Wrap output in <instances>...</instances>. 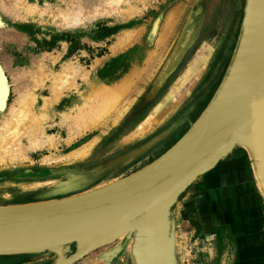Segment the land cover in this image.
Returning <instances> with one entry per match:
<instances>
[{
  "label": "rangeland",
  "instance_id": "1",
  "mask_svg": "<svg viewBox=\"0 0 264 264\" xmlns=\"http://www.w3.org/2000/svg\"><path fill=\"white\" fill-rule=\"evenodd\" d=\"M65 1L0 0V32L2 33L0 63L3 64L4 60H7L11 64V68L8 66L3 67V74L8 83V94L0 113L5 111L15 98L11 81L14 77L18 78L17 86L20 87L22 77L25 75L24 72L29 70L30 66H33L36 56H39L43 66L45 65L44 70L46 71L48 69L55 71L62 61L68 60L79 65L80 69L87 70L97 57L108 55L114 41L129 28L125 20L115 16H98L75 26L68 24V21L64 20L63 22L62 19L64 18L61 15L64 14L63 12L67 13V7H73L69 11H75L78 8V3H75V6L74 4L69 5V3H74V0ZM101 1L104 0H83L84 4L88 2L91 6L92 3L98 4ZM131 3L139 7V9H136L146 25L141 40L136 47H153L162 19L171 7L178 4L181 7V12L175 18L174 36L162 49L157 48L160 51L161 59L154 64L155 66L146 83H143L140 94L133 100L128 110L123 113L120 120L99 136L98 141L85 158L80 160L60 159L61 161L57 160L56 163L46 164L48 171L39 170L36 175L46 177L47 183L42 182L36 190L28 191L26 193L28 197H38L39 194L45 192V189L56 188L61 184V181L47 177L46 173H51L52 170L86 167L101 159H119L121 164L119 172L84 190L88 191L123 178L140 169L160 156L163 151L165 152L187 131L208 105L225 76L240 33L244 0H228L227 4L222 5L221 0H142V2L141 0L140 2L139 0H133ZM62 9L66 10L63 11ZM189 19L194 20L198 31L186 43L185 48L178 49L176 59H173L165 67L175 46L181 40L184 29L188 27ZM155 22L158 25L156 30H154ZM205 28L209 29L206 31ZM129 34L132 42L137 43L136 32L133 31ZM222 45H224L223 48ZM201 50H209L206 66L177 106L144 135L123 142L121 135L126 131L123 134L125 135L142 119L154 102L168 90L182 71L186 69L192 57ZM220 51L221 54H219ZM210 70L213 72L214 82L212 81L207 91L201 94V90L206 85L205 77L208 72H211ZM77 82L81 83L82 80L78 78ZM41 92L43 95L49 93L47 89H43ZM70 94V90L65 92L56 102L54 108H61ZM196 96L198 97L195 100ZM190 107L193 110L187 114L186 111ZM177 121L182 123L181 127L167 138L169 129ZM68 123V119L65 122L58 118L52 125H46V129L44 128L46 133L55 135V148L48 149L45 147L40 150H28V159L19 163L0 166V170L19 166L25 167V165L39 166L38 164H43L41 158L44 155H65L73 146L89 141L98 134L94 132L85 137H74V139L71 138L70 141H67L69 137L68 125L65 124ZM127 123L128 125L125 126ZM163 140L165 144L157 146ZM24 144H26L25 140ZM238 161L243 165L244 172H246L245 182H249L254 186V178L246 153L243 150L234 149L225 158L218 161L212 169L196 177L178 195L176 202L170 207L174 219V242L172 245L174 261L172 264H248L247 260L251 256L246 252L248 247L246 242L243 243L239 238L241 228L232 224V226L235 225L233 228L235 230L234 235H227L224 223L213 215L211 204L208 202V199L212 201L213 197L211 186L214 183L210 181L215 168L218 164L237 163ZM14 189L15 187L6 183L2 187L0 186V204L10 200L9 198L15 193ZM255 189L256 192L259 191L256 186ZM259 198L257 208L261 216V224L259 226L255 221L252 231L258 235L255 241L258 253L255 254V257L256 260L260 261H256V264H264V202L261 195H259ZM126 244L127 237H120L110 244L87 253L72 264H88L93 256L102 253L106 257L104 264H114L113 259L116 257L117 264H134L126 250ZM62 254L65 256V251ZM29 256H33V259H28ZM56 258L57 255L50 252L0 255V264H53Z\"/></svg>",
  "mask_w": 264,
  "mask_h": 264
},
{
  "label": "water",
  "instance_id": "2",
  "mask_svg": "<svg viewBox=\"0 0 264 264\" xmlns=\"http://www.w3.org/2000/svg\"><path fill=\"white\" fill-rule=\"evenodd\" d=\"M243 130L251 155L234 143ZM234 149L243 150L264 202V0H244L240 33L228 69L212 99L187 131L160 156L133 173L81 193L26 204H0V255L54 253L72 264L146 223L169 234L170 207L200 174ZM170 212L169 221L163 218ZM73 251L64 256L62 252ZM167 253H169L167 255Z\"/></svg>",
  "mask_w": 264,
  "mask_h": 264
},
{
  "label": "bare ground",
  "instance_id": "3",
  "mask_svg": "<svg viewBox=\"0 0 264 264\" xmlns=\"http://www.w3.org/2000/svg\"><path fill=\"white\" fill-rule=\"evenodd\" d=\"M131 1L133 0H104L98 4L92 3V6L88 2L84 4L83 0H76V2L74 0V3H69L71 6L78 3L76 4L78 8L75 11H69L73 7H67V13L63 12L64 14L61 15L64 18L63 22L65 20L68 24L75 26L98 16H115L125 20L129 28L114 41L109 54L97 57L87 70L80 69L79 65L68 60L62 61L57 70L46 71L45 65L43 66L39 56H36L33 66L24 72L20 87L17 86L18 78H13L11 83L15 98L10 106L0 113L1 167L28 159V150L55 148V135L46 133L44 128L46 125H52L58 118L65 122L69 120V123L65 124L68 125L67 141L74 137H85L94 132L99 135L73 146L65 155H44L41 163L50 164L60 159H83L89 154L99 136L111 125L116 124L128 110L133 100L140 94L143 83H146L154 64L161 59L157 48L162 49L174 36L175 18L181 12L178 4L171 7L158 27L153 47L138 48L136 45L139 44L146 25L136 9L139 7L134 6ZM157 26L155 22L154 30ZM133 31L136 32L137 43L130 39L129 33ZM1 34L0 32V39ZM208 57L209 50H201L194 55L186 69L168 90L154 102L142 119L122 136L123 142L144 135L170 113L197 81L206 66ZM5 66L11 68L9 61L4 60L3 64L0 63V111L3 110L8 94V83L3 74ZM78 78L82 80L81 83L77 82ZM43 89L48 90V95L42 94ZM69 90L71 94L64 105L61 108H54L56 102ZM233 141L237 146L251 153L249 136L243 130ZM255 178V186L261 192L262 186L257 173ZM41 183L36 182L29 187L39 186ZM25 187L28 186L24 185ZM163 218L169 221L171 216L164 214ZM133 228L125 235L126 250L132 262L134 264H166L164 260L167 257L164 255L163 247L169 250L168 232L166 233V230L162 228L150 230L146 227V223L134 225ZM105 260L104 253L97 254L88 264H104Z\"/></svg>",
  "mask_w": 264,
  "mask_h": 264
},
{
  "label": "crops",
  "instance_id": "4",
  "mask_svg": "<svg viewBox=\"0 0 264 264\" xmlns=\"http://www.w3.org/2000/svg\"><path fill=\"white\" fill-rule=\"evenodd\" d=\"M38 165L39 166L25 165V167L19 166L0 170V186L2 187L6 183L9 186L15 187L13 190L15 193L9 198L10 200L1 204H26L73 195H61L60 197L47 199L28 197L26 195L28 191L31 192L37 189V186L29 187V185L36 182H47L45 179L46 177H38L40 175H36L39 170L48 171L46 164ZM245 174L246 172H244V167L240 161L237 163L228 162L225 164H218L215 171L211 174L212 180L210 182L213 181L212 183H214L211 186L213 197L212 201L208 199V202L211 204L213 215L224 223L227 235H234L233 232L235 230H233V228L235 225L241 228V235L239 238L243 243L246 242V246H248L246 252L251 256L247 262L248 264L254 262V264H256V261H260L258 259L256 260L255 257V254L258 253L256 248L257 244L255 242L258 235L253 233L252 229L254 228L253 225L255 221L257 225L260 226L261 224V216L257 208L260 194L259 191L256 192L255 185L253 186L251 183L245 182ZM24 185H27L29 188H24ZM232 224L235 225L232 226Z\"/></svg>",
  "mask_w": 264,
  "mask_h": 264
},
{
  "label": "flooded vegetation",
  "instance_id": "5",
  "mask_svg": "<svg viewBox=\"0 0 264 264\" xmlns=\"http://www.w3.org/2000/svg\"><path fill=\"white\" fill-rule=\"evenodd\" d=\"M226 2H228V0H221V5L227 4ZM188 22H189L188 27L184 29L182 38L178 42V44L175 46L165 67H167L168 63L171 62L173 59H176V54L178 53V49L181 50L185 48L186 43L193 36H195L196 32L198 31V29L195 27L196 24H194L193 19H189ZM208 29L205 28L206 31ZM223 46L224 45H222V48ZM221 51L219 52V54H221ZM205 78H206V81H205L206 85L201 90L200 92L201 94H204L207 91L208 86L211 85L212 81L214 80L213 72L212 71L208 72ZM197 97L198 96L195 97V100L197 99ZM192 110L193 108L190 107L188 108L186 113L188 114ZM127 125L128 123L125 126ZM181 125L182 123L179 121L173 123L171 128L169 129V134L166 137L168 138L170 134H172L177 129H179ZM164 142H165L164 140L159 142L157 146L165 144ZM126 159H128V157H126ZM120 167H121V164L119 163V159L110 158V159L98 160L96 161L95 164H92L86 167L64 168V169L55 170V171L52 170L51 173H47V177L55 178L58 181H61V184L56 188H53V187L47 188L45 189V192L43 194L41 195L39 194L38 197H32V198L47 199V198H53V197H60L61 195L74 194V193L87 190L91 188L92 186H94L95 184H97L98 182H100L101 180H103L104 178L118 173L119 172L118 170H120ZM72 251H73V248L70 247L69 252L65 251V256L69 255L70 252ZM43 255L46 256L45 254ZM45 258L48 259L49 257H45ZM28 259H33V256H29ZM116 261H117V257L113 259V263L117 264Z\"/></svg>",
  "mask_w": 264,
  "mask_h": 264
}]
</instances>
